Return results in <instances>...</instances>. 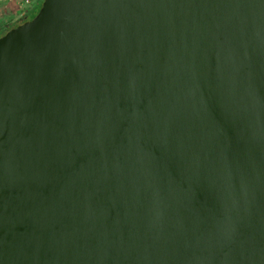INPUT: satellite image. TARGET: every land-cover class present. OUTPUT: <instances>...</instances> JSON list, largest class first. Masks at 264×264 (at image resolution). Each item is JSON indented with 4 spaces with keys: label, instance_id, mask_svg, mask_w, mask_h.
Returning <instances> with one entry per match:
<instances>
[{
    "label": "water",
    "instance_id": "obj_1",
    "mask_svg": "<svg viewBox=\"0 0 264 264\" xmlns=\"http://www.w3.org/2000/svg\"><path fill=\"white\" fill-rule=\"evenodd\" d=\"M0 264H264V0H41L0 35Z\"/></svg>",
    "mask_w": 264,
    "mask_h": 264
},
{
    "label": "crops",
    "instance_id": "obj_2",
    "mask_svg": "<svg viewBox=\"0 0 264 264\" xmlns=\"http://www.w3.org/2000/svg\"><path fill=\"white\" fill-rule=\"evenodd\" d=\"M16 1L18 0H0V33L4 31V29L20 22L21 18L16 20V17L21 15L16 6Z\"/></svg>",
    "mask_w": 264,
    "mask_h": 264
},
{
    "label": "built area",
    "instance_id": "obj_3",
    "mask_svg": "<svg viewBox=\"0 0 264 264\" xmlns=\"http://www.w3.org/2000/svg\"><path fill=\"white\" fill-rule=\"evenodd\" d=\"M40 0H18L16 1V6L19 9V13L21 15L27 14L28 11L32 9V7L37 5Z\"/></svg>",
    "mask_w": 264,
    "mask_h": 264
},
{
    "label": "rangeland",
    "instance_id": "obj_4",
    "mask_svg": "<svg viewBox=\"0 0 264 264\" xmlns=\"http://www.w3.org/2000/svg\"><path fill=\"white\" fill-rule=\"evenodd\" d=\"M40 3H41V0L39 1V3L35 6V8H34V10L33 11H31L30 13H29V15H30V18L32 17V16H34V14H36V12H37V10H38V8H39V6H40ZM26 15V14H25ZM18 16V15H17ZM24 15H20V16H18V17H16L17 19L16 20H19V18H22ZM29 18V19H30Z\"/></svg>",
    "mask_w": 264,
    "mask_h": 264
},
{
    "label": "flooded vegetation",
    "instance_id": "obj_5",
    "mask_svg": "<svg viewBox=\"0 0 264 264\" xmlns=\"http://www.w3.org/2000/svg\"><path fill=\"white\" fill-rule=\"evenodd\" d=\"M34 8H35V6H33L32 7V9L30 10V11H28L27 12V14L26 15H24L21 19H20V22H22V21H24V20H27V19H29L30 18V15H29V13L31 12V11H33L34 10ZM19 22V23H20ZM17 25V24H16Z\"/></svg>",
    "mask_w": 264,
    "mask_h": 264
},
{
    "label": "trees",
    "instance_id": "obj_6",
    "mask_svg": "<svg viewBox=\"0 0 264 264\" xmlns=\"http://www.w3.org/2000/svg\"><path fill=\"white\" fill-rule=\"evenodd\" d=\"M15 26V25H14ZM11 27H13V25L12 26H10L9 28H11ZM9 28H7V29H4V31H2L1 33H0V35H2L6 30H8Z\"/></svg>",
    "mask_w": 264,
    "mask_h": 264
}]
</instances>
